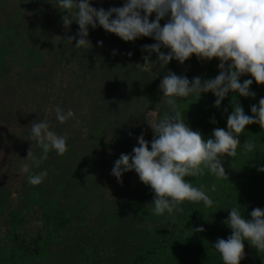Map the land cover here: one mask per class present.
Segmentation results:
<instances>
[{"label": "rangeland", "instance_id": "1", "mask_svg": "<svg viewBox=\"0 0 264 264\" xmlns=\"http://www.w3.org/2000/svg\"><path fill=\"white\" fill-rule=\"evenodd\" d=\"M125 2L90 0L91 6L105 10L122 7ZM57 7L58 0H0V51L8 48L10 57L17 59L22 67V73L17 74L15 79L0 78V189L8 190L10 205L27 215L26 230L30 236L44 233L45 226L54 222L68 224L64 229H54L63 244L56 248L57 251L70 253V250L80 249L74 260L66 264H125L131 252L144 246L165 222L180 218L196 202H183L180 205L183 212L174 211L172 217L167 211L156 215L152 204L155 194L148 190L142 193L144 183L134 170L123 173L122 182L112 175L115 161L121 154L134 155L133 148L139 146L138 137L141 134L149 142L150 149L154 137L151 125L157 123L158 115L156 111H146L131 86L127 87V91L124 88L117 99L106 97L105 102V86L98 85L100 87L96 88L88 84L94 78V73L89 74L91 69L105 68V60L118 57L116 53H120L125 41L99 25L95 29L89 26L88 39L92 46L77 48L75 40L69 42L66 39L78 33L79 25L73 22L66 29L62 17L67 13ZM154 19L150 18V22ZM165 21H160L161 26ZM103 38L106 42L102 41ZM99 41L103 42L102 45L98 44ZM28 51H33L35 55L43 54L42 60L35 66H29ZM146 53L141 50L137 58L133 57L139 59L137 65L144 71H150L156 77L172 71L166 65L160 66L157 57L155 60L151 57L153 64H144ZM131 59L121 61L119 70H123L124 76L131 72L135 64V60ZM177 71L173 70V73ZM215 74L218 75L219 71ZM157 78V89L161 94L159 85L163 76ZM246 79L253 78L250 74L240 77L241 82ZM250 91L255 92L254 98L229 92L219 107L214 106L216 97L212 94L210 102L215 109L210 115L216 118L219 125L211 124L206 131L199 130L198 126L192 130L208 135L207 139H214L212 133L215 128L227 130L229 106H233L234 101L245 111L251 101L264 98V85H258L254 79ZM81 95L91 101L90 105L83 107L84 103H79ZM56 107L65 113L71 109L75 116L60 123L56 118ZM140 111H146V119L143 115L141 117ZM163 111L167 113L168 107ZM32 122H46L52 132L57 126L66 135L72 136L71 140L76 144H84L71 151V159L66 153L58 155L53 150H49L47 159H41L42 154L34 156L40 161L37 167L31 158H27L30 147L32 153L34 150ZM243 138L240 139L242 143L246 140V137ZM107 152H116V157L105 166ZM24 164L30 166V173L35 168L40 172L47 171V176L38 185L26 182L29 173L21 170ZM202 177L201 185L193 186H203L209 196L216 193L209 188L215 185L218 189L219 180L228 179L227 176L217 178L210 172ZM259 194L254 191L252 195L257 197ZM234 205L237 204L231 202V206ZM226 206H230L229 202ZM255 206L254 203L246 206L249 209L246 218L251 217ZM224 220L220 214L213 215L208 223L201 224L204 231H193V236L201 238L197 242L200 247L213 254L217 252L214 248L217 239L230 236L222 227ZM6 224L0 215V246L7 242ZM249 250L246 256L250 258ZM85 259L89 263L83 262ZM64 262H67L66 259L60 264Z\"/></svg>", "mask_w": 264, "mask_h": 264}, {"label": "clouds", "instance_id": "2", "mask_svg": "<svg viewBox=\"0 0 264 264\" xmlns=\"http://www.w3.org/2000/svg\"><path fill=\"white\" fill-rule=\"evenodd\" d=\"M57 8L67 13L62 17L66 29L73 22L79 25L78 33L66 39L75 40L77 48L92 46L88 28L95 29L99 25L125 42L140 37L155 40L156 43L144 45L142 50L155 52L160 66L173 59L183 64L193 55L198 60L217 58L220 61L219 74L212 79L202 80L197 76L190 81L175 73L165 75L159 88L169 111L158 123L151 125L154 137L150 149L149 142L141 134L139 146L133 148L134 155L121 154L112 169L118 182H122L123 173L134 170L140 181L151 187L155 194L152 204L156 215L165 211L170 215L174 211L183 212L180 205L185 201H203L206 207H212L214 202L204 187H194L185 178L202 176L205 169L217 178L227 176L222 157L237 155L241 144L239 137L246 126L259 124L264 129V98L259 100L258 106H251V116L233 102V111L227 117V130L215 128L214 139H205L202 133L193 131L185 123L177 109V99L211 92L216 97L214 106L219 107L229 92L255 97V92L250 91L253 79L258 85H264V0H126L122 7L107 10L91 6L90 0H58ZM153 13L155 19L150 22ZM165 17L169 19L161 26L160 21ZM162 47L170 51L165 54ZM143 59L144 64H153L150 56ZM245 74L253 79L241 82L240 77ZM55 112L60 123L75 116L71 109L65 113L56 107ZM31 133L43 149L41 159H47L49 150L54 149L58 155L68 150L66 138L49 131L46 122H32ZM255 147L251 140L243 142L245 152H252ZM27 158L39 166L40 161L33 156L31 147ZM29 167L24 164L21 169L29 173L28 182L40 184L47 171L32 174ZM258 170L264 172V167ZM250 216L251 219L244 218L237 207L230 209L224 223L232 234L227 239L218 238L214 244L223 264H241L245 258L244 241L257 251H264V210L255 208ZM204 230L203 227L195 229Z\"/></svg>", "mask_w": 264, "mask_h": 264}, {"label": "trees", "instance_id": "3", "mask_svg": "<svg viewBox=\"0 0 264 264\" xmlns=\"http://www.w3.org/2000/svg\"><path fill=\"white\" fill-rule=\"evenodd\" d=\"M150 18H155V15L152 14ZM165 18L168 21V18ZM167 21L163 22L162 26ZM106 35L108 36V34ZM88 38H90V35H88ZM104 38L102 41L106 42ZM154 43H156V41L150 37H140L135 41L124 42V47H122L120 53H116L119 55L118 57L105 60V63H107L105 68L101 66V68L98 69H91L92 73L90 72L89 74L93 75L94 73V78L88 84L96 86V88L100 87L98 85L105 86L104 90L106 91V96L104 95L103 98L105 102L107 100L106 97L117 99V97H119L118 94L122 93L124 88L127 91L128 86L133 87V94L137 96V99L139 98L142 100L141 105L146 108V111L157 112L158 123L165 114L163 108H167L168 106L163 102L164 98L162 91L161 94H159L157 89L159 79L157 77H164L169 73H173V70H178L176 73L177 75L186 76L190 81L197 76L202 80L212 79L217 76L215 73L220 71L218 67L220 61L217 58H213L210 61L198 60L195 55L190 57L183 64L173 59L166 65V67L172 71L166 72L165 74L160 73V75L158 74L156 77L150 74V71H144L137 65L139 59L133 58L138 55V52L142 50L144 45H151ZM161 51L167 54L170 50L162 47ZM28 52L29 66H35V64L42 60L43 54L35 55L33 51ZM123 52L124 54H122ZM128 53H131V55L129 56ZM9 54L10 50L8 48H3V50L0 51V78L11 80L15 79L17 74L19 75L22 73V67L17 62V59L14 60ZM146 54L150 56V60L152 59L151 57H153L154 60L155 57H157L155 52ZM129 58H132V61L135 60V64L131 72L124 76V72H121L123 70H119L122 66L120 64L121 61H126ZM157 93L159 94L158 99H156ZM82 95L79 98V103H84L83 107L90 105L91 101L88 99L86 100ZM211 95L212 93L208 92L202 93L201 95L192 94L187 98L177 99V109L181 113V117L185 120L187 125H194L190 127L191 129H195L198 126L199 130L202 129L206 131L211 127V124L215 126L217 124L219 125L216 118L210 115V112L215 109L214 107V109L212 108L213 102H210V99H212ZM258 104L259 101H251L245 108V114L251 116V106H258ZM229 108L231 113L233 111L232 104ZM146 111L139 112L141 117L143 115L145 119L146 114L144 113H146ZM207 115L208 117L206 118L205 116ZM213 119L215 122H213ZM54 133L66 138L68 150L65 153L70 159L73 156V152L71 153V151H75V149L84 144L83 142H81L80 145L76 144L71 140L72 136L66 135L65 131L58 129L57 126ZM240 135L241 137L239 138H242V140L244 139L243 137H246V139L253 141L256 145L255 150L252 152H245L241 141L242 144L238 146L237 155L235 157H222V164L224 168H226L228 179L219 180L220 187L218 189L222 188L223 190L218 191L216 188V193L210 196L214 202L213 206L206 207L203 201L196 202L180 218H171L154 233L153 237L147 240L144 246L138 248L136 251L134 250L135 252L132 251L128 258H126L125 264H223L222 258L218 252L213 254L203 249L202 246H199L197 242L201 241V238L198 235L193 236V231H195L197 227H200L202 223H208L209 218L216 214H220L222 218H225L224 221H226L230 209L233 208L231 202L237 204L234 205V207L240 210L244 218L249 214V209L246 208L247 205L254 203V205H256L255 208L261 206V209L264 210V172L258 170L260 167H264V129H261L259 124H252L246 126L245 131ZM203 137L207 139L206 137H208V135L204 134ZM97 139H99L98 136ZM73 142L75 148H73ZM53 151L55 152L54 149ZM107 153L108 154L105 156L107 159H105V166L111 164V160L116 157V152L115 154L110 152ZM32 154L33 156L43 155V149L38 145L36 140L34 141V150ZM32 173L39 174L40 170L34 168ZM207 173H209V171L205 169V174ZM185 179L191 182L192 185L197 186L201 185L204 177H186ZM229 179L234 181L229 182ZM27 181L28 178L26 179V182ZM209 189L212 191V187ZM147 190L153 192L150 186L143 184L142 193H146ZM254 191L260 194L257 197H253L252 194ZM228 202L230 206L224 207ZM12 208L8 190L0 189V215L7 223V242L0 246V264H60L63 259H66L67 262H64L66 264L69 263L70 260H74L75 255L80 249L75 248V250H70V253L62 250L59 252L56 249L62 242L58 240L59 237L54 229L66 228L68 225L65 224L66 222H64V224L61 222H54L53 224L47 223L48 225L45 226L44 233L38 232L34 236H30L26 230L27 215L15 207L13 210ZM244 208H246L247 211ZM172 216L173 215L170 217ZM249 219H251V217ZM222 227H224V232H226L227 235L232 234V230L224 222ZM244 244L245 257H248L246 256V252L252 246L248 241H244ZM249 252L251 257L242 260L241 264H264V251H257L252 247V250H249ZM83 262H87V260L85 259Z\"/></svg>", "mask_w": 264, "mask_h": 264}]
</instances>
